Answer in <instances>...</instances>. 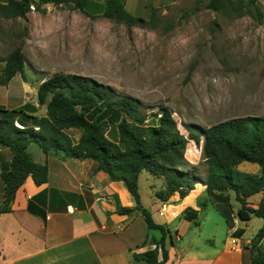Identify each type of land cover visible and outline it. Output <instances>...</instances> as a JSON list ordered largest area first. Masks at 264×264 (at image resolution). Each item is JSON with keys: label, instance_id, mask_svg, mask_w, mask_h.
<instances>
[{"label": "trees", "instance_id": "1", "mask_svg": "<svg viewBox=\"0 0 264 264\" xmlns=\"http://www.w3.org/2000/svg\"><path fill=\"white\" fill-rule=\"evenodd\" d=\"M91 0H9L0 3V16L25 17L32 10L46 12L45 4H69L74 9L86 12ZM203 0H198L201 3ZM207 6L216 11L230 10L238 14H250L263 22L264 11L260 0H209ZM105 18L128 26L135 24L156 26V12L151 20L133 14L123 0H105ZM25 55L20 47L5 59L4 81L25 73ZM38 102L46 106V115L33 114L38 107L30 103L17 109H0V145L9 147L11 162L2 170L4 205L2 213L10 212L16 192L28 176L40 185L48 181V165L35 161L28 150L32 142L45 153L52 148L65 152L66 157L93 159L98 167L107 172L113 181H122L136 201V207H120L119 212H142L150 229L160 230L162 236L153 238L155 248L135 254L147 264H166L169 253L165 248L168 228L157 223L151 211L142 204L139 177L149 171L163 178L164 187L157 196L168 201L175 193L186 197L197 183L207 186L208 197L218 202V208L233 221V208L228 191L236 193L241 208L236 216L244 221L252 215L264 219V116H238L218 122L209 127L185 123L189 135L181 132L172 110L163 106L152 114L143 110L141 101L123 94L90 76L74 73H55L38 87ZM31 122L30 126L18 121ZM38 127V128H36ZM77 129L78 140L70 134ZM189 139L202 146V161L207 165L205 175H200L196 165L187 158ZM258 165L257 172L241 170L242 163ZM261 193L262 200L253 206L250 197ZM200 206L206 202L200 201ZM224 205V206H221ZM227 209V210H226ZM264 224L251 241L252 263L264 264Z\"/></svg>", "mask_w": 264, "mask_h": 264}, {"label": "rangeland", "instance_id": "2", "mask_svg": "<svg viewBox=\"0 0 264 264\" xmlns=\"http://www.w3.org/2000/svg\"><path fill=\"white\" fill-rule=\"evenodd\" d=\"M123 1L133 14L147 20L156 12V26H128L105 18V0L89 1L86 12L69 4H51L42 12L33 5L25 17L0 16V61L20 47L27 74L90 76L139 99L150 122L160 107H169L187 136L185 123L209 127L233 117L264 116V18L259 22L250 14L216 11L207 6L209 0ZM260 6L264 11L261 1ZM69 132L76 140L79 131ZM201 145L189 139L186 155L205 175ZM239 168L259 169L249 162ZM146 175L152 174L144 171L140 177L144 191ZM163 181L156 183L159 189ZM260 194L250 197L256 207ZM203 202L210 215L200 230L210 233L217 219L225 220L208 196ZM204 218L200 216L201 221ZM263 224V218L254 217L248 234Z\"/></svg>", "mask_w": 264, "mask_h": 264}, {"label": "crops", "instance_id": "3", "mask_svg": "<svg viewBox=\"0 0 264 264\" xmlns=\"http://www.w3.org/2000/svg\"><path fill=\"white\" fill-rule=\"evenodd\" d=\"M260 1L264 4V0ZM51 4L45 8L49 10ZM4 65L5 60L0 61V109H17L30 103L38 107L33 114L46 115V107L39 104L37 94L39 85L47 78L34 77L25 71L5 82ZM2 116L4 113L0 111ZM17 121L31 125L21 119ZM28 150L35 161L48 165V181L38 185L28 176L16 192L11 211L0 215V264H147L134 256L155 248L152 239L160 238L162 232L150 229L139 210L118 211L120 207H136L134 197L122 181H113L93 159L66 157L57 148L45 153L35 142ZM11 159L10 148L0 145V209L4 205L1 173ZM140 177L142 204L169 231L166 264H253L251 241L260 228L250 234L248 229L257 216L252 215L247 221L236 216L241 203L234 191H228L233 208L231 224L218 208V202L211 201L225 221L217 219L213 230L203 233L201 226L210 215V208L199 204L208 196L206 185L197 183L186 197L181 198L177 192L163 201L157 196L161 188L156 184L162 178L146 175L144 191ZM259 196L261 201L262 194ZM201 215H205L203 221ZM221 233L225 237H219ZM261 246L264 250V239Z\"/></svg>", "mask_w": 264, "mask_h": 264}, {"label": "built area", "instance_id": "4", "mask_svg": "<svg viewBox=\"0 0 264 264\" xmlns=\"http://www.w3.org/2000/svg\"><path fill=\"white\" fill-rule=\"evenodd\" d=\"M33 7H34V6H32V8H33ZM15 124H16L18 127H20V128L23 127L18 121H16ZM36 128H38V127H36Z\"/></svg>", "mask_w": 264, "mask_h": 264}]
</instances>
